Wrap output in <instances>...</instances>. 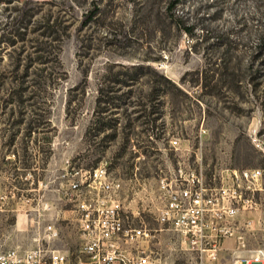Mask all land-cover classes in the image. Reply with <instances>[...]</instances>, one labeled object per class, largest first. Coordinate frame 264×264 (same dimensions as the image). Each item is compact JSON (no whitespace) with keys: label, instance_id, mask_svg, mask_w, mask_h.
I'll use <instances>...</instances> for the list:
<instances>
[{"label":"rangeland","instance_id":"374dc122","mask_svg":"<svg viewBox=\"0 0 264 264\" xmlns=\"http://www.w3.org/2000/svg\"><path fill=\"white\" fill-rule=\"evenodd\" d=\"M24 1L0 0V248L32 246L39 217L54 223L52 244L66 250V264H84L77 204L85 184L81 195L63 191L100 163L122 181L128 224L141 217L156 234L150 264L195 263L174 232L172 247L164 245L153 213L159 176L177 175L179 167L200 172L216 191L234 170L261 169L258 190L241 188L255 204L234 203L232 221L245 246L237 249L227 236L206 264H233L234 255L264 245V0H177L171 11V0ZM94 6L97 13L83 24ZM19 21L24 34L11 39ZM36 49L44 63L34 58ZM122 65L141 78L114 86L131 93L100 114L116 124L94 135L99 89L113 85ZM154 70L188 96H174ZM152 88L163 93L150 101ZM14 91H22L16 100ZM153 105V123L136 118ZM137 208L140 217L131 213Z\"/></svg>","mask_w":264,"mask_h":264},{"label":"built area","instance_id":"2783aa9c","mask_svg":"<svg viewBox=\"0 0 264 264\" xmlns=\"http://www.w3.org/2000/svg\"><path fill=\"white\" fill-rule=\"evenodd\" d=\"M178 141L172 137L169 144L176 147ZM80 175L84 181H71L63 195H81L80 185L84 182V195L77 204L80 251L86 256L84 264H150L155 259L156 234L141 219L139 208L131 210L133 215L140 217L139 224H128L127 211L121 202L122 181L112 176L103 163L85 169ZM133 175L136 176L135 171ZM261 177V169H242L238 173L234 170L231 182L216 191L207 188L202 174L194 169L179 167L177 175L159 176L157 202L153 206L155 219L161 225L159 230L174 232L181 246L196 253L194 264H206V257L214 259L215 251L227 236L235 237L237 249L244 247L243 233L231 223L237 212L234 203L241 202L242 206L248 204L249 207L255 204L252 197L243 195L241 188L258 190ZM3 198L0 194V202ZM30 223H34L33 217ZM35 224L37 235L33 245L26 249L0 248V264L67 263L66 250L52 244L58 238L54 223L43 224L37 217ZM164 242L168 249L172 247L170 240ZM233 264H264V245L245 255H234Z\"/></svg>","mask_w":264,"mask_h":264},{"label":"trees","instance_id":"16d2710c","mask_svg":"<svg viewBox=\"0 0 264 264\" xmlns=\"http://www.w3.org/2000/svg\"><path fill=\"white\" fill-rule=\"evenodd\" d=\"M29 0H25L24 1V5L27 6L29 4ZM177 3V0H171L167 6V9L168 11H171L175 5ZM24 6V7H25ZM97 7L94 6L92 7L91 9H89L83 16V19H82V23H86L88 22L89 20H91V18H93V16L97 13ZM24 16V14L22 13L21 14V17ZM45 24L47 26V28H49L50 26V22L48 19H46L45 21ZM25 25L24 23L21 21H19V23L13 27V29H11V36L10 38L13 39L12 37L14 38H22L23 34H24V31H19L20 29L21 30H24ZM183 29L186 33L188 34H191L192 31H191V28L188 27V26H183ZM47 36V35H46ZM52 38V35H48ZM36 52V56L34 57L35 59H37L39 62H42L44 63L45 62V59H44V53L41 49H36L35 50ZM144 68V66L142 65H138L135 67V70H142ZM150 68V67H149ZM121 69L122 70H119L118 72H116L113 77H112V81H110L113 85L109 86L108 89L106 90H103V87H100L99 89V95L97 96V106H98V109H96V112H95V121L93 123L94 126H96L95 128V133L94 135H97L99 134L101 131H103L104 129V126L106 125H109L111 127H113L116 123V119H110L109 121H104V117H101L100 114H102L103 112L107 111L109 108H112L113 106L112 103L114 104V102H118L120 100H123L126 95L129 96V94L131 93V91H126V92H121V93H117V91L119 92L118 89H114V86H118L120 87L121 85H129L130 82L134 81V80H138L141 78V74L139 73H136L134 75H128V69L129 67H126V66H121ZM155 75L159 78H162L163 80L166 81V83L172 88L173 92L172 94L175 96H188L187 93L185 91H183L176 83L172 82L170 79H168L167 77H165L164 75L158 73L157 71H155ZM103 86V85H102ZM163 93V92H162ZM162 93H158V91L155 89V88H152L151 91L148 93V97H149V100L150 101H153L155 99L158 98V96H161ZM22 94V91H14L12 93H10L11 97L13 100H16L17 97L21 96ZM140 98L143 97V93L142 91H138L136 93ZM101 104L104 105V107H101ZM110 106V107H109ZM116 107V106H115ZM114 107V108H115ZM143 111H141V113L139 115H137V119H140V118H144L145 119V123H153L157 117H153V118H150V115L154 114L156 111H155V108H154V105L153 107L150 108V111H148L147 113H143ZM31 121L29 122V129H28V134H30L33 129H31ZM114 137L115 136V133H111L109 134V137ZM127 136V135H126ZM14 139V135L12 134L11 137H10V142L13 141Z\"/></svg>","mask_w":264,"mask_h":264},{"label":"crops","instance_id":"0c3cea01","mask_svg":"<svg viewBox=\"0 0 264 264\" xmlns=\"http://www.w3.org/2000/svg\"><path fill=\"white\" fill-rule=\"evenodd\" d=\"M233 223V225H235L236 226V223L235 222H232ZM161 234H163L164 235V241L165 240H170L169 238L171 237V232L169 231V230H164V233H161ZM236 241V240H235ZM165 243V242H164ZM223 243H224V241H223ZM155 244V243H154ZM165 245V244H164ZM154 246V245H153ZM190 254H191V256H190V258H191V260L192 261H194L195 262V255H196V253H192V252H190ZM155 257V256H154ZM166 258V257H165ZM155 260V259H154Z\"/></svg>","mask_w":264,"mask_h":264}]
</instances>
